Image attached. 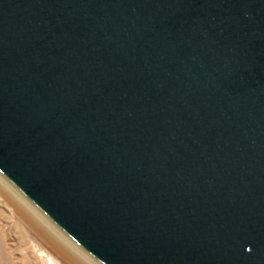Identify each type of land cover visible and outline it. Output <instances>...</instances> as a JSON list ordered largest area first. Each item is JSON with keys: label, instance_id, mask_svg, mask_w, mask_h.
Wrapping results in <instances>:
<instances>
[{"label": "water", "instance_id": "95a60500", "mask_svg": "<svg viewBox=\"0 0 264 264\" xmlns=\"http://www.w3.org/2000/svg\"><path fill=\"white\" fill-rule=\"evenodd\" d=\"M0 175L98 264H264V0H0Z\"/></svg>", "mask_w": 264, "mask_h": 264}, {"label": "rangeland", "instance_id": "374dc122", "mask_svg": "<svg viewBox=\"0 0 264 264\" xmlns=\"http://www.w3.org/2000/svg\"><path fill=\"white\" fill-rule=\"evenodd\" d=\"M10 207L0 195V264H67L46 248Z\"/></svg>", "mask_w": 264, "mask_h": 264}, {"label": "bare ground", "instance_id": "6f19581e", "mask_svg": "<svg viewBox=\"0 0 264 264\" xmlns=\"http://www.w3.org/2000/svg\"><path fill=\"white\" fill-rule=\"evenodd\" d=\"M0 195L37 238L67 264H97L0 175ZM89 262V263H88Z\"/></svg>", "mask_w": 264, "mask_h": 264}]
</instances>
